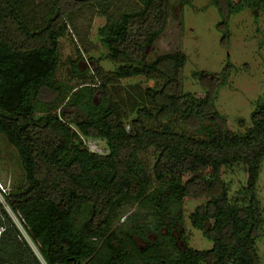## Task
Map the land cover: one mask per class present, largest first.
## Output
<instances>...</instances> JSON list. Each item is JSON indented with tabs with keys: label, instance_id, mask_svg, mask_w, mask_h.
Here are the masks:
<instances>
[{
	"label": "trees",
	"instance_id": "trees-1",
	"mask_svg": "<svg viewBox=\"0 0 264 264\" xmlns=\"http://www.w3.org/2000/svg\"><path fill=\"white\" fill-rule=\"evenodd\" d=\"M129 1L51 0L49 14L35 22L24 0H0V133L16 149L26 181L3 199L41 256L0 202V264H259L256 240L264 217L256 185L264 159V101L244 132H231L214 104L228 70L220 78L195 74L203 97L183 92L185 55L178 50L148 60L146 53L166 26L169 0ZM214 2L224 19L264 4ZM88 5L105 19L99 43L116 67H95L94 85L61 89L54 79L59 39ZM138 76L152 85L128 92L126 102L108 93L110 85ZM45 90L53 98L43 99ZM84 138L103 140L107 152L89 150ZM148 152L153 160L147 165L139 155ZM235 166L246 173L241 199L228 197L223 179ZM184 198L205 199L190 223L212 248L179 246L173 231L180 211L174 217L170 208ZM128 202L150 211L147 219L154 221L138 223L131 213L126 220L132 224L114 227L117 209ZM81 213L78 226L74 218Z\"/></svg>",
	"mask_w": 264,
	"mask_h": 264
},
{
	"label": "rangeland",
	"instance_id": "rangeland-1",
	"mask_svg": "<svg viewBox=\"0 0 264 264\" xmlns=\"http://www.w3.org/2000/svg\"><path fill=\"white\" fill-rule=\"evenodd\" d=\"M169 2L166 26L155 43L147 48L148 60L165 53L181 51L186 57L180 76L182 91L190 92L196 97L204 96V89L195 76L197 72L205 71L220 78L224 69H227L226 80L218 90L215 108L225 117L231 132H244L251 124L250 115L256 104L264 101V4L256 8L245 6L224 19L222 7L214 0H189L182 5L180 0ZM24 3V12L29 20L33 18L35 22H40L50 12L51 0H24ZM124 3L128 5L130 1L113 0L112 5ZM104 22L105 19L98 15L97 7L88 5L75 13L72 25L67 24L65 36L59 39V61L54 76L55 84L61 89L67 86L96 84L91 75L92 72L95 73L97 66L103 72L115 69L116 64L106 58V50L99 43L97 30ZM148 85H152V81L142 76L126 78L110 85L108 93L117 101L123 99L126 102L128 92L139 94ZM42 96L43 99L50 100L54 94L45 90ZM99 98L97 95L95 102H98ZM127 105L126 103L124 110L129 119L132 113L128 111ZM83 141L91 151L107 152L106 144L101 139L84 138ZM139 160L144 164H151L153 155L151 152L143 153L139 155ZM223 179L227 184L228 197L241 199L240 191L246 183V173L242 166L225 169ZM0 186L6 194L20 191L26 186L18 153L1 133ZM155 186L157 183L153 182L152 188ZM256 198L263 209L264 217V159L257 180ZM0 201L5 202L1 196ZM203 203L205 199L184 198L179 208L171 206V215L174 217L177 209L180 211V221L173 219L176 226L173 235L178 238L179 246L185 243L196 250L212 248V241L190 223V214ZM5 208L33 253L41 260L37 247L26 235L18 217L10 213L8 206ZM131 213L139 216L138 223L154 221L152 218L147 219L150 211L139 209L136 203L128 202L117 209L113 226L124 224L127 227L132 224L126 220ZM84 217V213L77 215L74 218L75 224L79 226ZM138 223L134 222V225ZM258 233V262L264 264V228ZM153 237V234L149 235L150 239Z\"/></svg>",
	"mask_w": 264,
	"mask_h": 264
},
{
	"label": "built area",
	"instance_id": "built-area-1",
	"mask_svg": "<svg viewBox=\"0 0 264 264\" xmlns=\"http://www.w3.org/2000/svg\"><path fill=\"white\" fill-rule=\"evenodd\" d=\"M3 195H6V191L0 186V196L3 197ZM4 206L7 207V205L5 204V202L0 201ZM9 209V208H8ZM8 211V210H7ZM10 211V210H9ZM9 213V212H8ZM11 213V212H10ZM15 217V215H14Z\"/></svg>",
	"mask_w": 264,
	"mask_h": 264
}]
</instances>
